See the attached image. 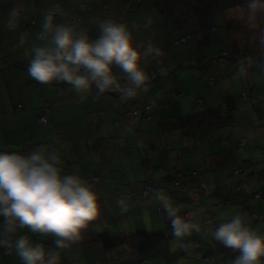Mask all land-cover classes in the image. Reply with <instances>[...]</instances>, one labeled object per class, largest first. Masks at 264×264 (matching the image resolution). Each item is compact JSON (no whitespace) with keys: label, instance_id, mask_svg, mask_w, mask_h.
I'll return each mask as SVG.
<instances>
[{"label":"crops","instance_id":"obj_1","mask_svg":"<svg viewBox=\"0 0 264 264\" xmlns=\"http://www.w3.org/2000/svg\"><path fill=\"white\" fill-rule=\"evenodd\" d=\"M71 1L50 0L49 3L53 2L54 5L60 6L68 17L78 13L83 14L82 20L84 16L88 17L89 21L90 17L93 18L94 22H89L91 24L86 25V31H84L91 37H93L92 34L99 35L97 24L101 20L113 19L123 23L125 18L123 9L126 7L125 2L128 3V0H102L104 9L110 10V12L105 14L102 10L94 12V8L97 7L92 4L93 0H78L76 4ZM39 2L43 3V5L39 3L42 7L41 11L38 12L34 9V11L26 13V23L38 24L39 21L43 20V13L50 6L47 0H39ZM78 7H81V9L82 7L86 8L85 12H79ZM58 17V23L66 20V17ZM39 31L33 32L34 38L37 40L38 37L36 35ZM154 33L153 42L161 47L160 42L163 37L160 29L155 30ZM3 47L4 44L1 42L0 49H3ZM5 52L7 54L5 55L6 57L2 58L0 56L2 58L0 59V151L27 154L41 144H48L50 149L56 151L61 158L62 174H75L88 181L98 195L101 212H109L111 215L110 221L107 217L101 218L99 216L96 221L89 225L87 230L82 232L79 242L66 249L57 250L60 255V264H93L95 262L103 264H131L132 261H139L141 256L136 252L131 242L115 244L107 249L104 246L101 233L107 230L113 236L120 234L129 235L136 229H144V231L148 232L160 229L158 231L171 232L170 222L165 218L162 210L158 211L159 203L154 199L153 192L144 196L142 194V185L143 183L151 182L166 194L170 192L173 186L170 182L172 176H175V173L179 174L183 170L182 168L178 169L171 166L168 161L167 150L171 153L174 151L190 152V147L194 143L193 139L196 141L201 140V134L210 132L211 128L221 126L222 121L225 120L224 115L214 105L213 107L204 106V101L207 100L206 91L203 95L205 89L202 82L200 80L195 82L188 75L180 79L183 86L182 96L178 99V105L174 109L169 105V109L163 110L161 102L164 98L160 94H152L155 96L153 98L147 94L148 91H151L150 85L147 92L141 91L135 98L125 99L126 103L135 104L137 101L141 103L142 111L136 115L144 114V117L141 116L139 120L130 122L124 119L125 113L122 106L125 101L112 98L117 92H107L102 96H97L95 90H93L82 101L71 87L65 83L51 82L49 84H41L30 78L27 73L29 59H14L11 58L14 57L11 52ZM20 71L25 74L23 76L20 75L18 73ZM117 71L119 72V70ZM184 81H186L185 84H183ZM209 85H212L210 84V79ZM195 96L201 97L202 102L200 104L197 103ZM143 105H150V107L152 105L153 113L144 111ZM158 109L162 115H160L161 118L158 119L157 117L156 119L154 111H158ZM45 114L48 117V123L41 125L39 117ZM97 119H102V123L103 119L107 120L109 124L108 132L103 131V128H99V126L102 127V123L95 122ZM154 121L157 122L154 123ZM91 123L96 125V127L92 125L95 130L94 133L91 132L93 130ZM143 128L147 130V134L143 131ZM187 135L191 136L192 139L188 140ZM54 137L59 138L60 143H54ZM218 137L219 139L223 138L225 143H221L222 148L220 150L214 147L213 152H211L213 154L209 158H204V161L209 160L206 161L207 169H204L202 182L211 184L212 190L215 189L216 192L225 190L227 195L223 196L230 198L228 200L237 199L234 194L238 195V191L233 190L232 186L225 185L228 179L234 182L235 179L233 177L238 175L235 170L232 172L230 166L234 164L240 166V162L245 161L244 159H247L248 154L252 159H254V155L253 153H245L242 156H236L235 153L233 154L230 151L231 137L226 138L221 135ZM79 140L82 143H79ZM241 140L246 141L245 138ZM239 141L236 138L238 146H240ZM220 142L216 141V143ZM73 150L78 151L79 154L76 155ZM161 154H163L165 161ZM75 155L78 156V161L74 160ZM191 155H193V152H191ZM156 160L159 164L161 162L166 163V166L159 170L162 172L161 174L155 171L157 167L155 166ZM67 162L68 164H66ZM130 165H136L135 171L131 172ZM193 171H197L196 168ZM87 174L90 177H100L98 181L100 185H97L96 189L94 182L89 180ZM224 176L226 177L224 178ZM200 179L198 178V182ZM182 181H185L183 183L185 188L183 187V189L188 190L189 179L187 181L183 179ZM108 191H115V193L124 196L125 199H123L124 197L120 199L125 200L127 203H130V198L133 197L135 207H137L136 200L139 197L142 201L140 207L144 209V215L145 210L148 212L145 218L140 219L142 224L135 227L134 222L128 218L127 224L118 226V221L116 220L120 216L121 211L116 212L115 209V212L111 213L109 206H112V204L101 205L104 197L99 193ZM195 196L199 199L198 195ZM238 204V207H241L242 203L240 201ZM215 210H211L208 217H202L198 213H194L193 209V215L189 218L201 225L203 233L205 229L217 227L222 219H231L230 217L216 214ZM239 210L241 211L242 209L239 208ZM183 212L178 210V214ZM160 216L162 218L161 221ZM148 219L151 223L150 226L146 224ZM115 221L118 230L112 228ZM156 226L157 228L154 230ZM112 229H115L116 232H113ZM202 233L195 236L196 232H193L191 236L187 237L189 238V246L192 252L191 255H188V264H198L197 260L192 261L191 257L195 254V248L201 247L197 246L199 244H202V247L208 249L214 256H216L215 246L224 250L221 244L212 242L213 239L210 235L207 238H203ZM171 238L172 236L167 237L169 240ZM166 240H163L156 249L151 251L147 257V264H160V259L163 256H168L173 252L170 246L171 241ZM42 243L48 245V249L51 250V239L42 240ZM1 250L3 248H0ZM94 250H96L97 254L95 257L90 256ZM182 253L184 252L182 251ZM231 253L232 251L229 250L227 253L228 257L225 260L228 264H231L233 259ZM177 254H175L176 257L178 256ZM236 254L233 252V255ZM209 257L211 258V256ZM13 260H15L16 264L23 263L18 256Z\"/></svg>","mask_w":264,"mask_h":264},{"label":"rangeland","instance_id":"obj_2","mask_svg":"<svg viewBox=\"0 0 264 264\" xmlns=\"http://www.w3.org/2000/svg\"><path fill=\"white\" fill-rule=\"evenodd\" d=\"M47 2L50 7L54 6L53 2L49 3L50 0H47ZM216 2L215 3L218 4L219 1L216 0ZM39 3V0H0V43L3 42L4 44L3 49H0V56L2 58L6 57L5 55L7 54L5 51H8L14 56L11 58L30 59V57H26L24 53L30 51L32 46L42 43L35 39L33 35V32L40 30L42 21H39L38 24L26 23L25 16L26 13L34 11V9L40 12L43 3H40L41 5ZM215 3H213V0H128V3L125 2V10L127 12L125 13L123 23L129 25L130 30L133 32L134 42L138 44H143L148 41L153 42L155 35L154 31L160 29L163 37L160 42L162 54L158 61H152L148 64L146 71L149 74L151 86V91H148L147 94L152 96V98L155 97L152 94H160L164 98L161 102L163 110L169 109L170 106L174 109V107L178 105V99L182 96L183 87L180 79L190 75L195 82L200 80L204 86L205 90L203 95L206 91L205 96L207 100L204 101L205 107L208 105L209 107H213L214 105L221 113L231 108L235 115L231 120H223L221 126L211 128L210 132L201 134V140L196 141L193 139L194 143L190 147V152L174 151L171 153L167 150V156L169 157L168 161L171 166L178 169L182 168L183 170L180 171L179 174L175 173V176H172L170 182L173 186L171 191L167 193L174 201L177 209L186 212L179 214L191 217L194 209V213H198L202 217H208L210 211L216 209V214L218 213L222 216L231 218L237 212H247L250 218H252L251 226L255 230L264 233V71L260 70L261 64H264V54H261L259 50L251 51L253 48L251 46L255 44L254 32L257 29L258 21L255 18L248 19L247 11L244 7L246 2L241 4L240 1L239 6H229L226 10L224 8H218L225 18V24L233 21V24L236 23L239 28L241 27L231 32L230 35L233 41L237 42L240 46L250 47V49L245 48L238 55H234L233 53L230 54L227 51V46L217 39L221 32L224 34V37L227 32L222 26V22L217 20V16L215 17L212 15L219 12L215 9L210 13L211 16L204 15L210 11V5L214 6ZM229 3L230 2L226 1L224 4L228 5ZM92 4L99 9L94 8V12H96V10L98 12L102 10L105 14L110 12V10L104 9L102 0H94ZM219 4H222V2ZM13 5H19L24 11L21 13V19L14 31L8 30L4 26L7 20V13ZM78 10L79 12H85L86 8L82 7L81 9V7H78ZM209 19H213L214 21L213 25L215 27L213 26L212 29L206 26V20ZM89 22H94V19L90 17L89 21V18L84 16V19L77 23L79 30L86 31V25L91 24ZM215 28L217 32H215ZM187 33L190 35V39L186 43L175 44L176 39L182 34ZM21 35L25 38L24 45H19V38ZM92 35L93 37L90 36L91 38L96 37V34ZM212 38H214V40ZM1 57L0 59H2ZM240 60H245L249 65V73L246 77L234 76L238 61ZM160 69L161 72H158ZM155 71H157L158 74ZM18 73L22 76L25 74L22 71ZM117 74L119 75L120 73L118 72ZM210 78L214 80L213 85H209ZM120 82L123 85L124 81L121 80ZM185 83L186 81L183 82V84ZM244 93H246V97L243 96ZM106 96L107 94L105 98ZM247 97L248 99H246ZM112 98L114 100L119 99V101H125L122 106L125 113V120L127 119L132 122L139 120L141 116L144 117V114H132L134 110L138 112L142 111L141 103H126L122 95ZM195 99H197V103L199 104L202 102L200 101V96H195ZM151 112L153 113V108ZM160 112L159 109L158 111H154V117H156V119L157 117L158 119L161 118L160 115H162V113ZM96 121L99 122V124L102 123V119H97L95 122ZM91 122H93V120H91ZM155 122L157 121H154V123ZM92 125L91 123V128L93 126L96 127V125ZM94 127L91 131L92 133L95 132ZM99 128H103V131L108 132L109 124L107 120L103 119L102 127L99 126ZM143 131L146 134L148 133L145 128H143ZM83 134H85V132H83ZM219 135L226 138L231 137L232 145L229 144L231 147L229 148L236 156H242L245 153H253L254 155V159H252L248 154L246 157L247 159L240 162V166L235 164L230 166L232 172H234L236 167H240L238 175L234 174L235 176L233 178L235 181L232 182L230 179L226 178L228 180L225 184L229 187L232 186L233 190L238 191V195L234 194L237 196V199L228 200L230 198L223 196L227 195L225 190L216 192L215 189L212 190L211 184L202 182L204 169H207L206 161L209 160L207 159L204 161V158H209L210 155L213 154L211 152H213L214 147L220 150V148H222L221 143H225L223 138V140L219 139ZM187 138L188 140L192 139V137L188 135ZM236 138L239 140L240 138H245L246 148L245 145L239 144L240 146H238ZM216 141L221 142L216 143ZM79 143H82V141L79 140ZM73 151H75L74 153L76 155L79 154L78 151ZM191 152H193V155H191ZM76 155L74 160L78 161V156ZM161 157L164 159L163 154H161ZM66 164H68V162ZM155 166H157L155 168L156 173L161 174L162 172L159 170H162L166 166V163L161 162L159 164L156 160ZM135 168L136 165H130L131 172L135 171ZM194 168H196L198 172L193 171ZM87 177L94 182L95 189L97 185H100L97 181H93L89 174H87ZM225 177L226 176H224V178ZM198 178H201L199 182ZM183 179L186 181L189 179L188 190L183 189L185 186L183 184L185 181H182ZM229 190L231 191V189ZM257 193L259 196H256ZM99 194L104 197L101 205L112 204V206H109L111 213L115 212V209L116 212L121 211L117 201L124 196L115 193V191L100 192ZM195 195H198L199 199H197ZM123 199H125V197ZM130 199V203L124 200L127 205V211L123 213L120 212V216H118L116 220L118 221V226H122L125 223L127 224L128 218H130V221H133L135 227H137L142 224L140 219L146 217V215H144V209L140 207L142 201L139 197L136 200L137 207L134 206L135 202L133 201V197ZM238 200L242 203L240 205L241 207H238ZM239 208L242 210L240 211ZM100 217H107L109 221L111 220L109 212H100ZM161 220L162 218L160 221ZM116 221L112 228L118 230V226L115 225ZM149 223L150 220L148 219L146 222L147 226L151 225V223ZM156 228L157 226L154 230H156ZM116 230L112 229L113 232H116ZM197 234L198 233H196L195 236ZM18 235H29L34 241L41 243L42 240L53 239L50 236L33 235L26 229L20 230ZM166 241H171L170 246L173 249V237ZM184 242L189 245V238L185 237ZM212 242L215 243L216 241L213 240ZM45 246L48 249V245L45 244ZM197 246L201 247L195 248V254L191 257L192 261L197 260L198 264H205V261H210L211 264H228L225 260L228 257L227 253L229 249L224 248L222 245L224 250L215 246L216 248H214V250L216 251V256H214L208 249L202 247V244ZM92 252L90 256L95 257L97 254L96 250ZM176 253H178L177 257L175 255ZM231 255L232 258L235 257L233 252ZM209 256L213 257L210 258ZM206 257L210 258V260H207ZM13 259L15 258L4 256L0 251V264H16ZM188 262L189 258L187 253L174 250L168 256H163V258L160 259V264H188Z\"/></svg>","mask_w":264,"mask_h":264},{"label":"clouds","instance_id":"obj_3","mask_svg":"<svg viewBox=\"0 0 264 264\" xmlns=\"http://www.w3.org/2000/svg\"><path fill=\"white\" fill-rule=\"evenodd\" d=\"M244 7L248 19L258 21L254 37L259 52L264 54V0H246ZM21 13V7L13 5L7 13L5 28L14 31ZM57 16H67L58 5L43 13L38 34L42 43L24 53L30 57L27 67L30 78L41 84L65 83L82 101L93 90L97 96L117 92L125 99L148 91L146 68L150 62L159 60L162 50L158 45L151 41L134 42L129 25L113 19L99 21V35L91 38L74 21L58 23ZM24 43L21 35L19 45ZM261 65L260 70L264 71V64ZM248 73V63L238 61L234 76L246 77ZM53 142L60 143L59 138L54 137ZM61 165L60 156L48 144H41L27 154L0 151V217L3 218L0 248L14 251L23 264H60L57 250L79 242L82 232L100 216L98 195L92 185L78 175L62 174ZM239 171L236 167L235 172ZM150 191L170 222L172 231L168 234L173 237V250L191 255L184 238L193 232L202 233L201 225L178 214L174 201L163 190L156 187ZM117 203L122 213L127 211L123 199ZM251 225L252 218L247 212H237L231 219H222L214 229H205L202 236L210 235L224 248L237 253L231 264H264V233ZM25 229L33 235L52 237L51 250L29 235H18Z\"/></svg>","mask_w":264,"mask_h":264},{"label":"trees","instance_id":"obj_4","mask_svg":"<svg viewBox=\"0 0 264 264\" xmlns=\"http://www.w3.org/2000/svg\"><path fill=\"white\" fill-rule=\"evenodd\" d=\"M95 1H98V0H95ZM218 1H219L218 4H216L217 3L216 0H213V3H215V2L216 3L214 4V6L213 5H210L211 6L210 7V11L204 14L205 16H211L210 13L213 12L216 9L219 13L216 12V13H214L212 15L215 16V17L217 16L216 17L217 20L220 21V22H222V26L224 27V29L227 30V31H229V32H226V34H225L226 36L225 37H224V34L221 32L218 35L217 39L220 40V42L222 44H224L225 46H227V51L230 54L233 53L234 55H238L245 48L246 49L247 48L250 49V47L240 46L237 42H234L233 41L232 36L230 34H231V32L234 29H238L239 27L236 25V23L233 24V21L225 24L224 23L225 22V18L221 14V12L219 11V9H222V8H224L226 10V9L229 8V6L230 7H233L234 5L239 6L240 1H241V4H242V3L246 2V0H218ZM226 1H228L230 3L228 5L224 4ZM71 2H73L74 4H76L78 2V0H72ZM220 2H222V4H219ZM202 4H203V2H202ZM123 10H124V13L127 12L125 9H123ZM227 11H229V10H227ZM57 18H58V21H59V17L58 16H57ZM73 18L75 19L74 22L77 23L79 20H82L83 14L81 15V14H78V13L76 14L75 13V14H73V16H70V17L67 16L65 18L66 20L64 22L70 21ZM213 23H214L213 19L206 20V26L209 27V29H212L213 28V26H214ZM214 30H216V28ZM215 32H217V30ZM182 39H183V41H182ZM189 39H190V35L188 33L187 34H182L178 39L175 40V44H183V43H186ZM212 39L214 40V38H212ZM251 47H253L251 51H257L258 50V46H257L256 41H255V44H253ZM155 72H157V71H155ZM159 72H161V71H159ZM157 74H158V72H157ZM213 83H214V80L212 78H210V84L213 85ZM149 85H150V82L148 84V87H149ZM118 95H121V94L120 93H116L114 96H118ZM244 97H246V96H244ZM246 99H248V97ZM136 103H138V101ZM143 106L145 107V105H143ZM148 106H150V105H148ZM151 110H152V105H151V107H150L149 110H147V111L144 110V111H146L147 113H150ZM132 113L136 115L138 113V111L134 110V111H132ZM222 114L224 115L225 119H227V120H231L233 117H235V115H234V113H233V111H232L231 108H229L227 111H224ZM239 144L240 145H245V142H243L240 139ZM145 185H146L145 183H143V185H142V194L144 196H147L151 192H149L147 194H144L143 187ZM2 220H3V218L0 217V223H2ZM103 223H105V221H103ZM101 236H103L104 246L107 249L111 248L115 244H123L125 242H129V243L131 242L134 245V248H135L136 252L141 256V258H140L139 261H132L131 264L132 263L138 264V262L143 261V259H146V263L145 264H147V262H148V258L147 257L151 253V251H153L154 249H156L159 246V244L163 242V240H166L167 239V237H170V235L167 232H164V231L148 232V231H144V230H135L132 233H130L129 235L120 234V235H116V236H113L111 232H108L107 230H105V231H103L101 233ZM1 253L4 256H10V257L17 258V255H16V253L14 251H11L10 253L6 254V250L3 249V250H1ZM93 264H103V263L95 262Z\"/></svg>","mask_w":264,"mask_h":264},{"label":"built area","instance_id":"obj_5","mask_svg":"<svg viewBox=\"0 0 264 264\" xmlns=\"http://www.w3.org/2000/svg\"><path fill=\"white\" fill-rule=\"evenodd\" d=\"M70 21H75V19L73 18V19L70 20ZM38 34H39V33H38ZM38 34L36 35V37H38ZM182 41H183V39H182ZM20 108H21V106H20ZM145 109H146V110H149V109H150V106L146 105V106H145ZM47 110H48V108H47ZM39 122L41 123V125H45V124H47V123H48V117H47V115L45 114V115L40 116V117H39ZM91 179H92L93 181H98L100 178H99L98 176H91ZM150 189H151V190H155V189H156V187H155V185H154L153 183H148V184H146V185L143 187V192H144V194H147V193H149V192H152V191H150ZM158 209H159V211H161L160 206L158 207ZM10 252H11V251L6 250V254H8V253H10ZM206 259H207V260H210V258H208V257H206ZM145 263H146V259H143V261L138 262V264H145ZM132 264H134V263H132Z\"/></svg>","mask_w":264,"mask_h":264}]
</instances>
